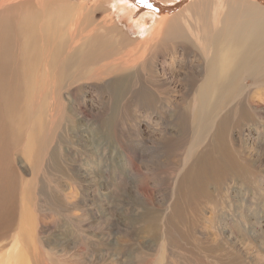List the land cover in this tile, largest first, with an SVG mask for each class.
<instances>
[{
  "label": "rangeland",
  "instance_id": "obj_1",
  "mask_svg": "<svg viewBox=\"0 0 264 264\" xmlns=\"http://www.w3.org/2000/svg\"><path fill=\"white\" fill-rule=\"evenodd\" d=\"M23 1L0 7V264H264V26L225 18L264 0ZM39 1L98 9L76 42Z\"/></svg>",
  "mask_w": 264,
  "mask_h": 264
},
{
  "label": "bare ground",
  "instance_id": "obj_2",
  "mask_svg": "<svg viewBox=\"0 0 264 264\" xmlns=\"http://www.w3.org/2000/svg\"><path fill=\"white\" fill-rule=\"evenodd\" d=\"M19 1L24 2L23 0H7L5 2L2 1V2H0V7L7 5V4H8V6L16 5V3ZM220 2H222V0H220ZM50 3L51 2L48 3L47 1H39V5L35 6L36 14H34V16L32 17V22H33V20H34V22L31 25L33 27H35L36 29L38 26L42 29L46 25L52 34H54V32H57V33L59 32V33L63 34V29L71 26L72 28H71L70 32H69V28L66 29L67 34H69V38L72 40L74 38V41H76V42L80 41L79 35H80V33H82L81 31L83 30V29H80L81 25H82V24L80 25V19H81V17L85 16L83 13L90 12V11L96 12L95 10L98 9V6L88 5L84 2L80 3V5L79 4H73V5L70 4L68 7L71 8V10H72L71 11L72 13H71L64 6H54L53 4H50ZM126 6H131V5L125 4L122 8H124ZM227 9H228V11L232 10L233 14L235 16H237V17H232L231 15H225V18L227 20L233 19V18H238V20L239 19H247V22L245 23V25L237 27L239 30H241V33H243L242 29H244V28H246V29L251 28L252 34L254 33L256 27H258L260 25L259 23H257V20L254 17H259L262 20L261 24L264 26V11H255L252 13L251 12L247 13V11H243L242 7L238 4H230L227 6ZM238 10L241 14L243 13V15L239 16ZM132 11L135 12V11H137V9L132 8ZM151 11L153 14H155L156 17H158V13L155 11V9L151 8ZM30 12H32V11H30ZM213 12L215 14L218 13V9H217L216 4H214V11ZM176 14H179L178 17H180L182 12L179 11ZM218 20H219L218 17H216L215 27L217 25ZM156 23L157 22H153L154 26ZM157 26L160 28H163L162 23L161 24L158 23ZM223 28H225V27H223ZM156 30H157V28H156ZM176 30H179V28H177ZM219 33H220V31L217 28V29H215L213 34L219 35ZM27 34L29 37H28L27 45L24 48V50L26 51V54L23 56V58L25 60H29L35 56L34 39H35V36L37 33L33 29L31 31H28ZM41 34H42V36H44V44H45L48 40L47 35L49 37L50 33L41 31ZM246 35H247V33H246ZM66 40H67V38H66ZM66 40H64L65 44L68 43V42L66 43ZM64 41H62V42H64ZM95 43H100V42L96 41ZM247 45H248V43H246V45L244 46V51L247 49ZM142 46L144 47V46H146V44L144 42H142ZM118 50H119V48H117L114 45V49L113 50L109 49V52L106 54L107 56L104 55L105 56L104 59L112 57V54L117 52ZM101 53H102V48H98L97 46H92L90 48L89 53H86L85 49L83 48L81 50H78V52H76L75 56H79V60H81L82 58H87L88 56H90V58L96 59V58H99L101 56ZM237 54H238V51L234 48L231 50L222 51L219 55L218 62H217L219 81L223 82L225 85H227L229 82V80L226 79L225 71L232 65V62H235V57ZM135 56L136 55H132V52H129L128 54L125 55L124 61H126L127 64H129L130 62H134V65L132 66V67H134V66H136L137 62H139L141 59H143V55H141V54H139V57H137V58ZM57 57L58 56H55V59H57ZM63 65L66 68H71L74 66L73 63H71L70 61L66 62ZM3 72H4L3 67H0V74H3ZM2 82H3V78H2V76H0V85L2 84ZM198 116H199V118H203L202 110L199 112ZM3 128L4 129L0 128V131L2 133L0 140L2 142L6 137L7 129L10 128L9 122L3 124ZM8 209H9V205H8ZM9 212H10V209L6 212L7 216H9L8 215ZM15 252L12 251V253L9 256H6V258L3 259V264H17L21 251L18 250Z\"/></svg>",
  "mask_w": 264,
  "mask_h": 264
}]
</instances>
